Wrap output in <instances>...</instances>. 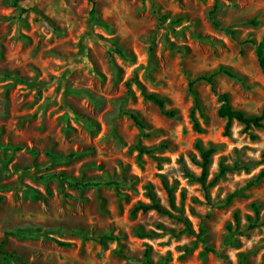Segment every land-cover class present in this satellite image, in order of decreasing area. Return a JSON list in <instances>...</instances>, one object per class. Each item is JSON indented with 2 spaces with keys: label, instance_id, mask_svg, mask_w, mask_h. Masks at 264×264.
I'll return each instance as SVG.
<instances>
[{
  "label": "rangeland",
  "instance_id": "rangeland-1",
  "mask_svg": "<svg viewBox=\"0 0 264 264\" xmlns=\"http://www.w3.org/2000/svg\"><path fill=\"white\" fill-rule=\"evenodd\" d=\"M95 1L102 24L89 0H0V249L18 258L0 250V264H264V227L247 230L254 206L264 219V131L234 123L225 136L210 85H194L202 111L190 90L216 74L235 108L264 109L250 42L264 36V0ZM32 7L41 16L22 14ZM198 144L216 148L207 190L188 177L201 174ZM222 163L230 172L212 185ZM164 180L174 214L196 235L204 229L205 244L175 218L133 216L149 186L170 207ZM237 192L244 197L227 203ZM235 214L236 249L226 244ZM206 245L222 256L203 255Z\"/></svg>",
  "mask_w": 264,
  "mask_h": 264
},
{
  "label": "trees",
  "instance_id": "trees-1",
  "mask_svg": "<svg viewBox=\"0 0 264 264\" xmlns=\"http://www.w3.org/2000/svg\"><path fill=\"white\" fill-rule=\"evenodd\" d=\"M89 1L91 4V15L94 17V19L98 23L102 24L103 22L98 17L96 1L95 0H89ZM21 11H22V14H27L31 11H34L37 15L41 16L39 11L34 7L29 8V9H22ZM41 18L43 19V17H41ZM250 42H252V44H254L256 46V54H257V58H258V63H259V66H260L262 72L264 73V36L259 43L256 41H250ZM112 47L115 49V52L117 54H119L122 57H125V53L119 45H117V44L112 45ZM218 73L219 74H225L230 78H238L232 71H230L229 69H226V68H221L218 71ZM215 76H216V74H213L211 76H202V77H199L196 81L191 82L190 90L195 96L196 109L199 111H202L201 102H200V99L198 98V96L196 94V91L194 90V85H195V83H197L199 81H204V82L208 83V85H210L211 91L217 96V98L220 102V108L218 110V116L220 118L226 120L225 136H230L234 123H238V124L242 125L244 127V132H246V133H249L254 129H260V130L264 131V109L257 115H248L245 111L235 108L231 103L230 94L221 93L218 91L217 86H216V82H215ZM17 82H21L23 84L33 86L29 80L17 79ZM144 96H145L146 100L157 105L165 116H167L169 118H174L176 116V112L165 110L166 102L164 99H162L158 95H156L154 93H145L144 92ZM130 115H131V118L134 120V122L137 124V126L142 128L143 125H142L140 119L136 116V114H130ZM194 129L198 133L203 132L200 124L198 123V121L196 119H194ZM253 138H255V137H253ZM197 149L201 155L202 161L200 163L199 162L196 163V165L201 169V174L199 177H197L192 173H188V177L192 181H195V182H198L199 184H201L204 187V189L207 190L208 189L207 182H208V178L210 175L209 171H210V167L212 165V157L216 153V148L211 147V148L206 149L201 144H198ZM151 152H152L151 150L140 149L141 154H144V153L150 154ZM228 172H230V168L225 166L222 163L220 165L219 173L214 178L212 185H215L216 183H218L219 180L222 179L225 176V174ZM260 177H264V173H262ZM53 178L60 179L64 182L68 183L70 186L78 188V189H87L91 186H100V184L92 183V182H87V183L76 182L75 180L68 179L67 177L62 176V175H53ZM109 184L113 185L114 183H109ZM163 185H164V188L167 191V194L169 196L170 207L168 208V207L162 205L161 202L159 201L157 195L153 191L152 187L149 186L148 187V198H149L150 202L149 203H141L138 206H136L132 211L133 216L137 215L138 213L148 214L149 212H156V213L163 215V216L175 218V219L179 220L184 225L185 231L188 234L196 236L198 242H202L205 244L206 240L204 238V236H205L204 229H201L199 234L196 235L195 232L192 230V227H191V225L187 219L182 218V217H178L174 214V212H176L177 209H176V206L174 203L173 188L170 187L169 183L166 180L163 181ZM2 188H6V187H2ZM237 197H244V195L241 193H238V192L234 193L231 196H229L227 203H230L233 199H235ZM254 211H255V218L254 219L251 217L248 218L249 226H248L247 230H254V229H257L260 227H264V219H261L260 211L256 206H254ZM234 220H235L236 228L234 229L231 225L228 226L229 234H228L227 239H226V244L229 245L230 247L236 249L239 247V241H238V239H235V235L237 233L242 234L243 232L240 230L241 222H240V218H239L238 214H235ZM103 240H105V238ZM60 245L65 246V247L70 246L67 243H60ZM0 250H2L1 253H2V256L4 258H11L14 260L18 259L15 255L9 253L7 250L4 249V243L1 245ZM209 253H212V254L218 255V256H222L216 249H214L213 247H210L209 245H206L204 248L203 255H207Z\"/></svg>",
  "mask_w": 264,
  "mask_h": 264
}]
</instances>
